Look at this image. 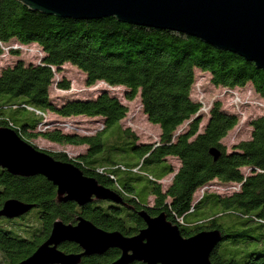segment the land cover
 I'll return each mask as SVG.
<instances>
[{"label": "trees", "instance_id": "16d2710c", "mask_svg": "<svg viewBox=\"0 0 264 264\" xmlns=\"http://www.w3.org/2000/svg\"><path fill=\"white\" fill-rule=\"evenodd\" d=\"M11 41L34 44L43 57L37 65L17 60L0 70V128L14 131L30 145L31 139L42 137L53 144L86 146L85 153L73 159L42 151L72 163L122 203L95 199L83 207L64 203L45 178L13 176L0 168V210L8 200L33 206L20 218L0 217V264L28 259L49 238L54 222L74 225L82 218L103 231L134 237L145 228L139 216L143 211L151 218L163 214L183 238L219 231L222 239L210 255L211 264H264V249L249 250L264 245V117L252 118L250 139L228 152L222 140L239 117L215 102L200 132L202 104L191 98L198 70L209 75L213 87L249 84L264 99L263 70L177 32L126 24L114 17L59 18L33 12L16 0H0V45ZM65 64L84 74L87 87L97 83L123 87L127 101L139 98L147 121L159 128L157 142L139 143L131 130L122 128L127 107L108 91L57 106L50 88ZM56 85L60 90L70 87L65 79ZM46 112L61 118H100L103 130L93 136L40 132ZM184 124L186 128L177 132ZM212 149L219 153L216 161ZM170 159L177 161V168ZM169 176L170 184L163 189L161 183ZM213 183L219 187L211 191ZM208 209L220 211L198 218ZM189 216L197 219L187 220ZM227 221L232 230L225 233ZM58 248L64 254L81 253L73 243ZM119 257L120 252L111 249L84 257L80 264H112Z\"/></svg>", "mask_w": 264, "mask_h": 264}, {"label": "water", "instance_id": "95a60500", "mask_svg": "<svg viewBox=\"0 0 264 264\" xmlns=\"http://www.w3.org/2000/svg\"><path fill=\"white\" fill-rule=\"evenodd\" d=\"M33 12L74 20L114 17L122 23L169 30L197 39L217 50L235 54L264 71V0H16ZM216 161L219 153L212 149ZM0 168L19 177L41 176L55 188L59 201L79 207L98 201L121 204V198L85 177L72 163L54 159L0 128ZM33 206L8 200L0 217L20 218ZM145 228L134 237L106 232L78 218L76 224L54 222L49 238L19 264H80L84 257L117 249L112 264H211L210 255L221 241L219 231L183 238L163 214L139 213ZM63 243L76 244L80 254H64Z\"/></svg>", "mask_w": 264, "mask_h": 264}, {"label": "rangeland", "instance_id": "374dc122", "mask_svg": "<svg viewBox=\"0 0 264 264\" xmlns=\"http://www.w3.org/2000/svg\"><path fill=\"white\" fill-rule=\"evenodd\" d=\"M2 54L0 55V70L14 65L17 60H23L25 63H32L37 65L40 63L43 57L42 51L36 45H20L15 41H11L7 44L0 45ZM11 51L17 52L11 53ZM69 82L68 90H60L57 88L56 83L61 80ZM85 76L77 68L70 64L62 66V70L59 73H55L54 84L50 88V98L57 105L61 106L64 102L74 99H89L96 97L102 91H108L111 95L117 97L122 104L127 107V114L125 118L120 122V125L124 129H129L133 132L139 143H156L160 134L159 128L150 124L147 121L146 116L143 114L139 98L133 101H127L124 98L125 88L123 87H108L104 83H97L92 87L85 85ZM210 77L207 73L196 70L195 71V84L191 91V98L202 104V114L211 108L215 102H220L222 110L234 113L239 117L238 125L231 130L227 136L222 140V144L229 152L233 146L241 141H247L250 139L251 129L248 122L257 116L264 117V99L256 95L248 84L242 88L226 89L213 87L210 82ZM38 115V114H36ZM204 114V118L200 124V132L202 127L207 122V117ZM186 124L182 125L177 132L183 131L186 128ZM40 132L46 130H58L64 134H72L79 136H93L102 129V120L100 118H87V117H70L61 118L51 112H46L43 116V121L38 126ZM30 143L36 146L40 150H44L50 153H65L69 158H76L78 155L85 153L86 146H69L53 144L42 137H36L30 140ZM175 168L178 167V163L175 159H170ZM244 171V170H243ZM245 172V171H244ZM169 176L161 183L162 188L165 189L171 181ZM223 185L221 187H226ZM210 188L211 191L219 187L217 183H213ZM233 189V187H231ZM200 193V192H199ZM149 206H152L153 199H148ZM217 210V211H216ZM211 210L208 209L206 214L200 215L198 218L209 216L215 212H219L220 209ZM32 214L35 211L31 212ZM197 217L189 216L187 220H195ZM227 219L222 218V221ZM224 232L228 233L232 229H228L230 224L226 222ZM236 229L240 227L236 226ZM264 249V245L260 247L251 246L249 250H255L260 252Z\"/></svg>", "mask_w": 264, "mask_h": 264}, {"label": "built area", "instance_id": "2783aa9c", "mask_svg": "<svg viewBox=\"0 0 264 264\" xmlns=\"http://www.w3.org/2000/svg\"><path fill=\"white\" fill-rule=\"evenodd\" d=\"M203 110H204V108H203ZM209 110H210V108H208V109H207V111H205V113H204V114H207Z\"/></svg>", "mask_w": 264, "mask_h": 264}, {"label": "bare ground", "instance_id": "6f19581e", "mask_svg": "<svg viewBox=\"0 0 264 264\" xmlns=\"http://www.w3.org/2000/svg\"><path fill=\"white\" fill-rule=\"evenodd\" d=\"M203 108V107H202ZM201 112H202V109H201ZM203 113V112H202ZM59 249V248H58Z\"/></svg>", "mask_w": 264, "mask_h": 264}]
</instances>
